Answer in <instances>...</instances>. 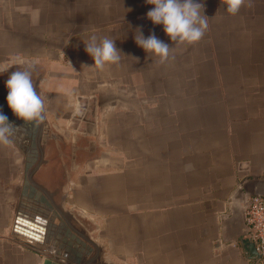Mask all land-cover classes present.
Here are the masks:
<instances>
[{
  "label": "crops",
  "instance_id": "0c3cea01",
  "mask_svg": "<svg viewBox=\"0 0 264 264\" xmlns=\"http://www.w3.org/2000/svg\"><path fill=\"white\" fill-rule=\"evenodd\" d=\"M197 2L204 5L208 28L194 44L200 49L193 52L203 55L204 69L208 63L209 69L218 71L214 77L222 80L220 84L229 83L226 79L231 77L244 91L227 116L230 175L225 177L224 162L216 171L214 167L210 171L207 164L201 169L202 173H217L218 181L227 179L230 184L200 193L201 220L181 225L195 227L197 233L170 251L169 262L264 264L247 237L248 194L238 192L245 183L264 191V0H247L236 15L227 12L226 0ZM153 7L146 0H0V110L15 125L9 142L0 143V264H77L79 257L80 264H91L99 255L92 253L95 242L81 229V193L45 192L51 189L45 183L67 179L66 143L38 140L33 146L27 135L32 125L2 105L9 91L6 80L14 71L30 70L44 102V118L60 123L67 116V101H73L82 90L75 71L83 68L82 54H88L84 42L106 36L116 40L122 53H147L135 42L137 28L145 38L152 33L161 41L169 37L163 25H154L147 18ZM224 70L233 72L227 75ZM35 155L37 162L28 170ZM27 179L43 193L26 189ZM140 209L133 206L132 214ZM19 218L43 227L41 231L23 224L42 238L19 231ZM158 233L160 239L161 230ZM129 239L123 242L122 264H152L141 257L136 261ZM161 245L157 240L153 264H161ZM99 260L102 263L103 255ZM102 264H109L108 256Z\"/></svg>",
  "mask_w": 264,
  "mask_h": 264
},
{
  "label": "rangeland",
  "instance_id": "374dc122",
  "mask_svg": "<svg viewBox=\"0 0 264 264\" xmlns=\"http://www.w3.org/2000/svg\"><path fill=\"white\" fill-rule=\"evenodd\" d=\"M162 41L170 48L166 61L121 53L118 64L100 68L82 54L83 68L75 71L82 90L67 101V116L60 123L45 117L40 126L37 140L66 143L67 179L45 183L51 186L45 192L81 193V229L99 253L91 264L105 256L122 264L128 238L136 261L153 264L159 240L161 264H170V251L197 233L181 225L201 220L200 193L230 184L201 169L207 164L216 171L224 162L230 175L227 116L244 87L231 77L220 84L218 71L208 63L204 69L203 55L193 52L200 46ZM133 206L140 211L132 214Z\"/></svg>",
  "mask_w": 264,
  "mask_h": 264
},
{
  "label": "clouds",
  "instance_id": "9594fccd",
  "mask_svg": "<svg viewBox=\"0 0 264 264\" xmlns=\"http://www.w3.org/2000/svg\"><path fill=\"white\" fill-rule=\"evenodd\" d=\"M247 0H226L227 12L236 15ZM153 5L147 12V18L154 25H163L164 32L174 42L180 44H195L205 35L208 28V17L204 15V5L197 0H146ZM203 9V13L201 12ZM131 11V9H127ZM136 44L147 53H152L161 61L170 56L169 45L161 41L154 33L147 38L142 29L135 30ZM116 40L108 37H91L85 43V51L93 58L94 65L103 68L106 64H118L121 60V51L116 47ZM9 90L7 95L8 106L13 114L25 123L39 125L44 119V102L32 80L30 70H17L11 73L6 80ZM15 125L0 110V143H8Z\"/></svg>",
  "mask_w": 264,
  "mask_h": 264
},
{
  "label": "built area",
  "instance_id": "2783aa9c",
  "mask_svg": "<svg viewBox=\"0 0 264 264\" xmlns=\"http://www.w3.org/2000/svg\"><path fill=\"white\" fill-rule=\"evenodd\" d=\"M245 219L248 234L256 245L258 257L264 258V196H247Z\"/></svg>",
  "mask_w": 264,
  "mask_h": 264
},
{
  "label": "water",
  "instance_id": "95a60500",
  "mask_svg": "<svg viewBox=\"0 0 264 264\" xmlns=\"http://www.w3.org/2000/svg\"><path fill=\"white\" fill-rule=\"evenodd\" d=\"M2 105H5V106H8V103L7 102H3ZM30 123L32 126H31V129L27 131V135H28V138L31 139V143L33 144L34 147L37 146V138L39 136V133H40V124L37 126L31 122H28ZM37 162V156L35 155L34 159L27 165V169L30 170L33 166V164H35ZM26 189H30L32 191H35L36 193H43V191L41 189L38 188V186H35L32 184L31 182V179H27L26 181ZM238 192L239 193H247L248 195H262L264 196V191L263 190H255V189H252L250 187V183H245L243 184L239 189H238ZM19 223L16 225V228L19 230V231H22V232H25V233H30L31 235H34L35 233L33 232H30L28 231L25 227H23V224H27V225H30L32 227H35L41 231L44 230L43 227H40L39 225H35L33 223H30L24 219H21L19 218ZM246 232H247V237L251 240V237L250 235L248 234V227L246 225ZM37 238L41 239V235H37L35 234ZM252 241V240H251ZM252 243L254 244V242L252 241ZM83 244H85L83 242ZM255 245V244H254ZM256 246V245H255ZM257 249V248H256ZM90 251H91V248H90ZM257 256H258V253H257ZM81 263V257L78 258L77 260V264H80ZM45 264H49V262H45Z\"/></svg>",
  "mask_w": 264,
  "mask_h": 264
},
{
  "label": "bare ground",
  "instance_id": "6f19581e",
  "mask_svg": "<svg viewBox=\"0 0 264 264\" xmlns=\"http://www.w3.org/2000/svg\"><path fill=\"white\" fill-rule=\"evenodd\" d=\"M28 177V176H27ZM29 230V229H28ZM31 232V231H30ZM33 232V231H32ZM26 234H28V235H31L30 233H26ZM31 236H33V237H35L36 235L34 234V235H31Z\"/></svg>",
  "mask_w": 264,
  "mask_h": 264
}]
</instances>
